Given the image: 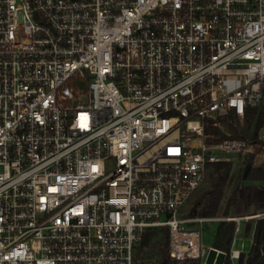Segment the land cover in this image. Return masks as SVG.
<instances>
[{
    "label": "built area",
    "instance_id": "obj_1",
    "mask_svg": "<svg viewBox=\"0 0 264 264\" xmlns=\"http://www.w3.org/2000/svg\"><path fill=\"white\" fill-rule=\"evenodd\" d=\"M263 107L264 0H0V264H134L151 228L235 264L248 218L180 212L255 154L226 125ZM207 221L236 224L229 253Z\"/></svg>",
    "mask_w": 264,
    "mask_h": 264
},
{
    "label": "trees",
    "instance_id": "obj_2",
    "mask_svg": "<svg viewBox=\"0 0 264 264\" xmlns=\"http://www.w3.org/2000/svg\"><path fill=\"white\" fill-rule=\"evenodd\" d=\"M226 126L233 134V139H249L256 144V153H264V141H260L259 138L261 130L264 129V107L260 112L257 110L247 112L246 127L247 130L253 129L251 137L244 130L239 131L233 123ZM245 161L247 165H252L248 176L245 180L243 179L244 171L238 176L226 201H224V195L232 177L233 163L207 165L205 184L186 218L213 219L220 213L224 217L233 218L244 217L253 212H264V167L254 166V155L246 157ZM235 229L234 222L219 223L212 248L229 253ZM169 240L168 228L148 229L137 249L136 262L141 259L147 249L154 244H160L157 253L160 259L159 264H179L169 256ZM238 262L239 264H264V218L256 221L251 250L246 256L242 255ZM226 264L230 262L226 261Z\"/></svg>",
    "mask_w": 264,
    "mask_h": 264
},
{
    "label": "rangeland",
    "instance_id": "obj_3",
    "mask_svg": "<svg viewBox=\"0 0 264 264\" xmlns=\"http://www.w3.org/2000/svg\"><path fill=\"white\" fill-rule=\"evenodd\" d=\"M243 130L250 137L253 135V129L247 130V127L245 126L243 128ZM253 155H254V166L264 167V161L262 162V159L264 158V153H256L255 152V154H253ZM245 160H246V157H239V158H235L234 161H232L233 172H232V177H231L230 183L228 184L229 187L225 191V195H224L225 201L230 196L229 191H232V188L236 182V179L238 178V176L241 173H243V171H245V167L247 166V162ZM202 188L203 187H201L197 191V193L192 197V199L181 210L180 216H182L183 218L187 217V215L189 214V212L192 209L193 202L199 196ZM255 215H261L264 218V212H257V213L253 212V213L245 216L244 218H248V220L241 223V231L246 228L247 236L244 233L239 234L237 239H236V244L234 245V249L241 251V253L245 256L250 252L251 247L253 245V237L251 236V232H252L253 227L251 229V226L255 225L256 221L259 220V218L249 219V217L252 218ZM218 216H222L221 213ZM200 219L201 218H198V220H200ZM219 223L220 222H218V221H207V222H202V223L194 222V223L189 224L188 228L193 229V230L198 229L201 231V233L203 234L204 248L206 251H208L213 246V243L215 240V233H216V230L218 228ZM159 245L160 244H154L153 247L147 249L145 251V253L142 255L141 259L138 262H136L135 259H136L137 249L140 247V244H139L136 247L134 264H159L160 259H159L158 254H157L158 250H159ZM188 263L189 264H195L196 262H188ZM197 263L201 264L200 262H197ZM179 264H180V262H179ZM235 264H239V262H235Z\"/></svg>",
    "mask_w": 264,
    "mask_h": 264
},
{
    "label": "water",
    "instance_id": "obj_4",
    "mask_svg": "<svg viewBox=\"0 0 264 264\" xmlns=\"http://www.w3.org/2000/svg\"><path fill=\"white\" fill-rule=\"evenodd\" d=\"M260 135H261V136H264V129L261 130ZM251 167H252V165H250V164L247 165V166L245 167V171H244V175H243V179H244V180L247 178L248 173H249ZM214 253H215V252L212 251V255H214Z\"/></svg>",
    "mask_w": 264,
    "mask_h": 264
},
{
    "label": "crops",
    "instance_id": "obj_5",
    "mask_svg": "<svg viewBox=\"0 0 264 264\" xmlns=\"http://www.w3.org/2000/svg\"><path fill=\"white\" fill-rule=\"evenodd\" d=\"M264 161V158L262 159V162ZM257 162V161H256ZM229 187V186H228ZM228 187H227V189H228ZM231 190V189H230ZM231 191H229V193H230ZM228 193V194H229ZM227 200V199H226ZM252 227H253V229H252ZM251 229H252V232H251V236L253 237V234H254V230H255V225H253V226H251ZM245 234L246 236H247V231H246V228L245 229H243L241 232H240V234ZM180 264H189L188 262H180Z\"/></svg>",
    "mask_w": 264,
    "mask_h": 264
}]
</instances>
